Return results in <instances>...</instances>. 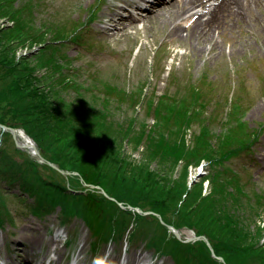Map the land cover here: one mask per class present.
I'll list each match as a JSON object with an SVG mask.
<instances>
[{"label":"trees","instance_id":"trees-1","mask_svg":"<svg viewBox=\"0 0 264 264\" xmlns=\"http://www.w3.org/2000/svg\"><path fill=\"white\" fill-rule=\"evenodd\" d=\"M19 1L0 0V18L14 23L0 26V123L24 129L46 161L67 173L17 147L0 127V228L16 226L9 204L14 199L23 205L22 216L57 213L65 224L81 219L94 237V249L101 242L128 240L171 257L174 264H264L262 231L252 230L264 212V188L250 170L259 136L236 107L228 112V97L219 101L216 83L206 81L212 88L206 98L203 78L160 96L147 92V80L127 93L96 73L83 87L82 72L71 71L61 51L69 38L81 42L84 23L70 28L62 11L49 13L47 0ZM33 4L46 16L41 26L35 24ZM99 85L107 95L90 99L82 92ZM70 89L77 91L73 98ZM111 98L125 101L127 110L139 106L145 112L117 116L109 110ZM207 102L215 105L211 111L205 110ZM127 144L132 151L143 146L140 159ZM243 155L247 160L237 164ZM202 162L207 174L191 183V169ZM129 206L157 212L181 231L205 235L225 263L203 239L183 241L157 215Z\"/></svg>","mask_w":264,"mask_h":264},{"label":"rangeland","instance_id":"rangeland-1","mask_svg":"<svg viewBox=\"0 0 264 264\" xmlns=\"http://www.w3.org/2000/svg\"><path fill=\"white\" fill-rule=\"evenodd\" d=\"M25 1L20 0L19 4ZM120 1L122 2L47 0L49 13L58 15L62 11L69 19L70 28L84 23L80 29L83 35L81 42L77 43L74 39L70 41L69 38L68 44L61 51L65 60L70 59L66 66L73 72H82L83 75L78 77V81L84 84L83 87L92 84L88 75L96 73L101 78L118 84L119 88L127 93L144 80L149 83L147 92L154 91V95L160 96L169 90L173 92L178 88L188 89L190 84L192 87L203 78L205 84L201 93L202 97L204 95L206 98L212 92L211 83L206 84V81L215 82L219 101L223 102L222 98L228 97V112L236 107L240 111L239 114H244L246 127L258 133L259 138L251 154L254 161L251 172L258 186L264 187V18L259 23L232 21L212 40L209 38L208 42L201 43L194 35L191 40L185 41L169 33L168 24L164 25L160 17L145 18L137 23L129 19L126 24H122L116 14L121 6ZM39 9L33 4L37 26H41L46 19ZM202 9L199 7V10ZM261 9L257 12H262ZM93 10H96L95 19L91 20ZM112 17L116 18L115 21L111 20ZM98 87L90 91L83 88L82 92L90 99L94 94L102 97L107 95L102 85ZM216 90L214 88L213 92ZM69 91L71 98L77 94L74 89ZM110 101L109 110L117 116L131 117L136 113L143 114L139 106L137 111L127 110L125 101H117V98H111ZM214 106L213 103L207 102L205 110L211 111ZM123 111L126 112L125 115ZM205 114L207 115L206 112ZM153 121L152 118L148 119L149 124ZM216 131L220 132L221 127ZM187 138L190 142L191 134ZM142 148L143 146L138 151H132V147L126 145L127 151L136 159L141 158ZM245 160L247 157L243 155L236 158L235 162L240 164ZM198 171L192 169L193 178ZM205 173L203 170L202 174ZM9 204L17 222L15 227L6 224L4 230L0 229V259L7 264H24L28 261L33 264L41 260L53 242L60 246L58 238L54 241L56 232L53 231L61 225L56 213L43 216L28 213L22 216L18 212L23 211L21 203L11 199ZM62 227L63 236L68 232L71 236L73 231H76L72 253L78 252L79 262L82 261L83 264H93L98 259L104 260L103 264H174L171 257L157 256L153 250L140 243L125 247L123 243L109 242L101 244L93 252L90 250L92 235L81 220L73 219ZM183 233L188 237L192 235L188 230ZM18 242H21L20 246ZM62 248L61 244V249L58 248L54 252L57 259L67 251ZM53 264L59 263L55 261Z\"/></svg>","mask_w":264,"mask_h":264},{"label":"bare ground","instance_id":"bare-ground-1","mask_svg":"<svg viewBox=\"0 0 264 264\" xmlns=\"http://www.w3.org/2000/svg\"><path fill=\"white\" fill-rule=\"evenodd\" d=\"M199 7H202L203 11L199 10ZM259 9L262 12L258 13ZM263 13L264 0H174L169 3L168 8L157 11L154 15L147 14L146 17L162 18V23L169 26V33L180 39L191 40L194 35L199 42L206 43L209 38L212 40L217 33L220 34L232 21L259 23L264 18ZM127 19L120 17L119 22L124 24ZM111 20L115 21L114 17ZM23 138L22 144L33 151L32 141L25 135ZM18 245L20 246L21 242H18Z\"/></svg>","mask_w":264,"mask_h":264},{"label":"water","instance_id":"water-1","mask_svg":"<svg viewBox=\"0 0 264 264\" xmlns=\"http://www.w3.org/2000/svg\"><path fill=\"white\" fill-rule=\"evenodd\" d=\"M1 125V124H0ZM3 126V128L4 129H9L12 133H13V135L16 137V129H14V128H10V127H7V126H5V125H2ZM17 145L18 146H21V144L19 143V142H17ZM32 146L34 147V149L36 150L37 149V145H36V143H33L32 144ZM22 147V146H21ZM23 147H27L26 145H23ZM37 151V154L38 155H40V152H39V150L37 149L36 150ZM41 156V155H40ZM52 166H55L54 164H52ZM56 167V166H55ZM138 211H140L141 212V210L139 209V208H136ZM145 213H151V212H145ZM160 217V216H159ZM161 218V217H160ZM169 227L174 231V233L177 235V237H179V238H181V234H180V232H179V230H177L176 228H174L173 226H170L169 225ZM200 238V237H199ZM206 241H207V243H208V245H210V243H209V241H208V239H207V237H203ZM219 259H221L222 261H224V259L222 258V257H218Z\"/></svg>","mask_w":264,"mask_h":264}]
</instances>
